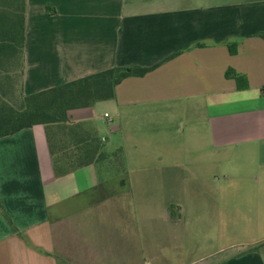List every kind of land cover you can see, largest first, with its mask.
<instances>
[{
  "label": "crops",
  "instance_id": "0c3cea01",
  "mask_svg": "<svg viewBox=\"0 0 264 264\" xmlns=\"http://www.w3.org/2000/svg\"><path fill=\"white\" fill-rule=\"evenodd\" d=\"M23 60L25 94L154 68L69 112L89 165L58 176L42 124L0 138V264H264V0H27Z\"/></svg>",
  "mask_w": 264,
  "mask_h": 264
},
{
  "label": "trees",
  "instance_id": "16d2710c",
  "mask_svg": "<svg viewBox=\"0 0 264 264\" xmlns=\"http://www.w3.org/2000/svg\"><path fill=\"white\" fill-rule=\"evenodd\" d=\"M26 30L27 0H0V138L38 124L44 125L55 172L62 176L102 158L101 154L98 155L102 140L76 133L79 125L69 124V112L113 99L116 87L125 78L143 76L154 67H113L25 94L23 53ZM230 51L235 53L236 46H231ZM226 76L236 79L239 87H248L247 77L233 68L226 71ZM19 83L18 97L11 98ZM62 132L70 135V141L59 138Z\"/></svg>",
  "mask_w": 264,
  "mask_h": 264
},
{
  "label": "rangeland",
  "instance_id": "374dc122",
  "mask_svg": "<svg viewBox=\"0 0 264 264\" xmlns=\"http://www.w3.org/2000/svg\"><path fill=\"white\" fill-rule=\"evenodd\" d=\"M17 84H18V82H17ZM20 86L21 85L19 83V88H16V91L14 92L12 97H11V93H10V97L11 98L18 97ZM102 119H105L104 116L102 114L98 113L97 119H95V121L99 125H101V128L103 129L105 136H109V137L112 138L111 141L108 143V146H107L109 148L108 150H110L111 148L114 147L115 143L118 142V138L116 137V135L110 133V129L111 128L109 126L108 121L107 120H102ZM146 206H147V210L149 212H155V213H158V214L165 213V215L166 214H171L172 215V214H177L180 211L179 205H172V204L170 205L169 203H165V204L148 203ZM156 224H157L158 228H163L165 230L166 229H170L173 226L172 220H170V219L169 220L165 219L163 222L157 221ZM190 246L192 247L193 245H190ZM168 264H170V263H168Z\"/></svg>",
  "mask_w": 264,
  "mask_h": 264
},
{
  "label": "built area",
  "instance_id": "2783aa9c",
  "mask_svg": "<svg viewBox=\"0 0 264 264\" xmlns=\"http://www.w3.org/2000/svg\"><path fill=\"white\" fill-rule=\"evenodd\" d=\"M106 117H108V114H105Z\"/></svg>",
  "mask_w": 264,
  "mask_h": 264
}]
</instances>
